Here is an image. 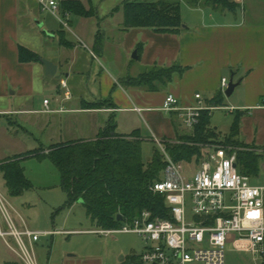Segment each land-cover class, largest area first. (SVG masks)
<instances>
[{
    "label": "crops",
    "instance_id": "1",
    "mask_svg": "<svg viewBox=\"0 0 264 264\" xmlns=\"http://www.w3.org/2000/svg\"><path fill=\"white\" fill-rule=\"evenodd\" d=\"M232 3L230 8L193 6L188 3L193 6V9H198L196 12L200 13L189 14V17L186 18L181 9L183 22L187 20L184 27L177 32H166L157 31L151 27L125 29L123 27L124 12L123 15L119 14L122 9L116 10L118 5L108 8L101 14L93 0L87 3L84 1L85 5L94 7L95 11L90 16L77 14L81 17L78 27L81 36L71 28L68 30L76 38H70L69 31L61 24V29L58 32L46 30L44 33L35 29L34 23L39 26H43L45 23L33 14L34 9L42 10L37 0L35 6L38 7H33L28 0H0V171L5 188V192L0 189V194L19 229L26 226L34 231H51L50 234L41 236L75 232L105 234L99 230L107 229L97 227V229L52 230L44 223V225L35 227L33 220L28 218V211L33 207L25 197V193L33 184L22 162L27 157L35 156L27 154L39 150V148L25 151L16 150L15 137L19 135L20 131H27L22 118L30 114L48 115L57 112L80 113L84 116L95 114L97 118L93 117L92 126L96 134L81 139H95L99 131L112 119L117 123L119 133L128 134L139 130L144 140L157 144V140L163 143H175L180 142L185 134L194 133L196 127L194 129L186 128L178 111L166 112L160 109L166 95L173 93L180 99L182 105H189L199 103L195 99V95L200 93L203 96L201 104L205 106V110H209L211 125L218 131L220 138L228 135L233 123L237 121L239 127L236 139L262 154L260 170L257 175H260L264 181V19H258V15L261 13L254 10L250 14L241 13L239 9L242 4L237 0ZM258 3L264 6L263 1ZM204 8L206 11H203ZM218 9L222 11L219 12ZM116 12L119 14L118 17H116ZM215 13L220 14L222 18H218ZM22 14H25L29 20L27 26L23 27L24 29L20 23ZM72 14L73 12L70 15L71 27L73 24ZM224 16L225 18H223ZM93 26H95L94 30ZM61 30L64 31L63 35ZM56 38H58V44L53 47V52L50 50L51 53L46 54V48L51 47L49 41ZM83 38H91L94 49L101 53L104 62L99 60L91 50L90 54L97 64L95 65L94 61H89L87 57L83 59L82 50L89 49ZM20 45L38 53L40 60L22 61L19 53ZM108 50H115V54L108 53ZM134 51L137 53L136 58L132 56ZM41 58H47L57 65L56 74L62 68L66 77H63L62 81H66L67 87H71L68 88L70 97L65 94L61 100V106L58 108H55L50 100L49 108L51 110H47L44 102L42 107L37 108L35 102V98L43 91L44 76L47 75ZM172 66H176V69L172 73L171 80L165 83L161 79L142 84L127 83L128 79L139 77L153 67ZM73 75H78L80 79L71 85L70 80ZM224 77L229 81L233 78L234 82H238L230 96H227L221 88ZM122 79L128 85L127 89L119 84ZM10 89H14V91L11 92ZM220 92L223 95H220ZM13 94L19 96L12 99L10 96ZM30 100L32 101L30 102ZM87 102H98L100 105L97 108H86ZM218 110L225 111L220 118L225 121L222 124L224 130L220 128L221 124L218 125L220 119H214L219 113ZM139 118L145 122L146 129L139 126ZM123 125L128 128L120 131L119 127ZM11 128H18V130L13 131ZM61 142L66 141L55 143ZM55 143L52 142L51 145ZM17 144L19 143L17 142ZM50 146L40 148L41 152L47 154ZM35 157L43 159L48 156ZM16 159H20L25 176L31 182V186L21 194L11 193L2 169L4 163ZM184 161L196 163L199 158L194 157L192 160ZM250 181L254 185H264V182L253 183L251 176ZM10 197L14 198L20 208L10 201ZM76 203L83 205L80 200L69 206ZM31 223L35 229L31 227ZM91 224L96 226L92 220ZM0 228L9 229L6 217L1 210ZM237 237L236 233L230 235L234 254L238 257L244 256L252 264H264V257H251L246 250L240 247L243 243L239 242ZM128 260V258H124L122 263ZM15 262L23 264L18 255L15 260L8 263ZM47 264L108 263L102 258L93 256L69 255L67 258H53L52 254H49ZM231 264L237 263L233 259Z\"/></svg>",
    "mask_w": 264,
    "mask_h": 264
},
{
    "label": "trees",
    "instance_id": "2",
    "mask_svg": "<svg viewBox=\"0 0 264 264\" xmlns=\"http://www.w3.org/2000/svg\"><path fill=\"white\" fill-rule=\"evenodd\" d=\"M182 0H123L116 10L124 12L125 29L130 27H151L157 31L177 32L184 27L181 14ZM191 5L230 8V0H187ZM64 10L88 16L81 0H62ZM61 34L64 31L61 30ZM22 61L40 60L38 53L24 45L19 46ZM176 66L153 67L139 77L127 80L129 84H142L161 79L164 83L171 80ZM220 95H223L220 92ZM221 104V101H219ZM218 102V103H219ZM100 103L87 102L86 108H97ZM238 122L231 131L220 138L218 131L211 125L209 110H203L194 133L182 136L180 142L165 143L168 153L177 161L199 158L202 145L217 143L233 146L237 152V166L241 174L257 175L260 170L262 154L236 139ZM143 137L139 130L128 134L117 131V123L110 119L99 131L95 139H80L55 143L49 152L41 149L32 151L38 157L48 156L61 174V186L67 193V205L82 201L87 215L100 228H118L131 220L144 209L155 215L170 217V210L163 195L154 193L150 185L161 178L165 168L164 154L155 148L154 153L145 158L142 145ZM6 182L12 194H21L31 186L26 178L20 159L2 165ZM122 215V220L118 219ZM20 264V263H10ZM121 264H141L140 257H129Z\"/></svg>",
    "mask_w": 264,
    "mask_h": 264
},
{
    "label": "built area",
    "instance_id": "3",
    "mask_svg": "<svg viewBox=\"0 0 264 264\" xmlns=\"http://www.w3.org/2000/svg\"><path fill=\"white\" fill-rule=\"evenodd\" d=\"M40 8L56 16L62 27L71 29V11L63 10L58 0H37ZM67 87L66 81H62ZM229 80L221 82L226 92ZM70 97V91L65 92ZM199 103L182 105L173 93H168L161 106L166 112L178 111L186 128L194 129L200 122L205 106L203 96L195 95ZM49 108L50 100H44ZM164 154L165 168L160 179L150 185L154 193L165 198L170 217L155 215L144 209L119 228L99 230L105 234L133 232L145 241L141 264H225L226 245L232 233L251 257H264V185H254L250 176L241 174L237 152L233 146L215 143L202 145L199 161L175 160L165 143L157 140ZM190 209V213H189ZM0 210L6 217L8 230L0 228V236L15 251L24 264H38L33 243L51 231L19 229L0 194ZM13 236L18 245L7 239Z\"/></svg>",
    "mask_w": 264,
    "mask_h": 264
},
{
    "label": "rangeland",
    "instance_id": "4",
    "mask_svg": "<svg viewBox=\"0 0 264 264\" xmlns=\"http://www.w3.org/2000/svg\"><path fill=\"white\" fill-rule=\"evenodd\" d=\"M28 1L33 5V7L36 5V0ZM58 1L61 3V0ZM84 1L85 3H87L90 0ZM84 1H82L84 9L89 13L88 16H90L91 14H93L95 9L92 6L85 5ZM259 1L264 2V0H237V2L242 4L239 9L240 11H238L241 13L246 12L247 14H250L254 10L258 13H261V15H258V19H264V6L260 5L258 3ZM122 2L123 0H93V3L98 6V10L101 14L105 12L108 8L121 5ZM187 2V0L181 1V9L184 12V16L186 18L189 17V14L192 15L200 13L196 12V10L198 11V9H193V6L189 5L190 3L188 2V4ZM33 11V14L36 17L45 22L43 26H39L34 23V26L36 27L35 29H37V31L39 30L45 33L46 30H54L58 32L59 29H61V23L59 19L52 13L43 10L37 11L36 9H34ZM120 11L119 14L123 15V10ZM203 11H206V9L204 8ZM218 11L220 12L222 10L218 9ZM117 13L118 12H116V17L119 16V14ZM22 15L23 16L20 20V23L22 24V29H24L23 27L27 26L29 20L25 14ZM216 15L218 18H222L221 15L218 13ZM223 18H225V16ZM71 19L73 20L71 30L75 31L79 36H81V33L78 28L79 20L81 19V17L73 13ZM186 22H184V24ZM94 29L95 26H93V30ZM69 32L68 36L70 38H76L72 32ZM83 40L89 48L87 50H82V55H84L83 59H86L87 57L89 61H94V64H97V61L94 60L92 54H90L91 50L96 54V57H98L99 60L104 62L103 58L101 57V53L94 49L91 38H83ZM49 44H51V47L46 48V54H48L50 50L51 52H53V47L58 44V38L51 39L49 41ZM107 52L115 54V50H108ZM132 56L134 57V53L132 54ZM63 77L66 78L62 72V68L55 75L47 74L44 76L45 86L43 88V91L39 96L35 98L37 108L42 107V103L44 102L43 100L45 97L52 101V104L53 106H55V108L61 106L60 103L61 100L65 97V92L68 88H71L63 86ZM78 79H80L78 75H73L70 80V84L72 85L74 82L78 81ZM119 84L125 89L128 88V85L124 82V79H122ZM10 90L11 92L14 91V89ZM18 96L19 95L13 94L10 97L12 99H16ZM31 101L32 100H30V102ZM218 111L219 113L216 117H214V119L222 118V113H225V111ZM93 117L97 118V116L95 117V114L84 116L80 113L61 112L51 113L48 115H26L22 119L24 120V126L27 131L22 130L20 131L19 135L15 137L16 150L25 151L30 150L32 148H47L52 144V142L55 143L70 140L75 141L80 140L82 137L94 136L96 133L94 132V127L92 126V120H94ZM219 122L220 123L218 125H222L225 121L224 119H220ZM138 124L141 128L146 129L145 122L140 118ZM223 126L224 125L220 126L221 130H224ZM127 128L128 127L123 125L119 127V130H127ZM11 129L13 131L18 130V128ZM17 142L19 144H17ZM155 148L160 149L157 143L149 140H144L142 145L144 157H150L154 153ZM11 156L14 157L15 155ZM22 164L26 167L27 175L31 178L33 184V186L26 191L25 197L27 198L28 202L32 203L31 206L33 208L28 211L27 216L28 218H31L33 220V222L35 223L33 225L35 227L45 224L48 225L49 228L52 230L64 228L97 229V226L91 224V219L88 217L86 209L82 204L76 203L72 206L66 204L67 194L66 191L63 190V188L61 187V174L56 165L49 157L43 159L37 158L35 156L30 158L27 157L22 162ZM251 179L252 182L255 184L264 182L263 178H261L260 175H251ZM0 189L5 192L4 184L1 178V171ZM10 201L16 207L20 208L19 204L15 202L14 198L10 197ZM26 207L29 206L26 205ZM23 214L24 216H26L25 213ZM34 226H32L31 223V227L33 229H35ZM230 235L227 241L228 245L226 246V264H231V261H233V259L236 261L237 264H252L251 262H249V260L247 261L244 256L238 257L236 254H234V251L232 249L233 245H231L232 242H230ZM7 239L13 247H18L16 241L12 236H7ZM145 246L146 244L144 239L139 234L133 232H120L107 235L88 232H75L72 234L67 233L60 235L51 234L49 236H41L40 240L37 239L34 241V249L37 256L38 264H47L49 254H52L53 258H67L69 255H75L76 257L93 256L106 260L108 264H121L122 255L128 259L132 255H136L138 258L144 253ZM16 258L17 254L15 253V251L11 247H9L6 241L0 236V264H9V261L15 260Z\"/></svg>",
    "mask_w": 264,
    "mask_h": 264
},
{
    "label": "water",
    "instance_id": "5",
    "mask_svg": "<svg viewBox=\"0 0 264 264\" xmlns=\"http://www.w3.org/2000/svg\"><path fill=\"white\" fill-rule=\"evenodd\" d=\"M42 24V23H41ZM137 53H136V51L134 52V57L136 58L137 57V55H136ZM41 61H42V63L45 65V67H46V73L47 74H49V75H55L56 74V72H57V65L53 62V61H51V60H49V59H47V58H41ZM238 85V82H234V80H233V78H231V80L229 81V86H228V88H227V90H226V92H225V94L227 95V96H230L232 93H233V91H234V89H235V87ZM118 219H120V220H122V215H118ZM124 256L122 255L121 256V259L122 260H124Z\"/></svg>",
    "mask_w": 264,
    "mask_h": 264
}]
</instances>
